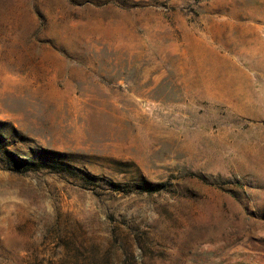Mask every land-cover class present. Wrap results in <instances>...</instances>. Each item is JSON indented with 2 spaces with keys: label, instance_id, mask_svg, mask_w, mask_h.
Segmentation results:
<instances>
[{
  "label": "rangeland",
  "instance_id": "obj_1",
  "mask_svg": "<svg viewBox=\"0 0 264 264\" xmlns=\"http://www.w3.org/2000/svg\"><path fill=\"white\" fill-rule=\"evenodd\" d=\"M0 264H264V0H0Z\"/></svg>",
  "mask_w": 264,
  "mask_h": 264
},
{
  "label": "trees",
  "instance_id": "obj_2",
  "mask_svg": "<svg viewBox=\"0 0 264 264\" xmlns=\"http://www.w3.org/2000/svg\"><path fill=\"white\" fill-rule=\"evenodd\" d=\"M87 177H91V175H87ZM139 188V187H138ZM143 191H147V192H152V191H154L153 190V187H150L148 184H146L145 186H143L142 188H141Z\"/></svg>",
  "mask_w": 264,
  "mask_h": 264
}]
</instances>
